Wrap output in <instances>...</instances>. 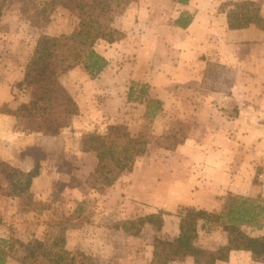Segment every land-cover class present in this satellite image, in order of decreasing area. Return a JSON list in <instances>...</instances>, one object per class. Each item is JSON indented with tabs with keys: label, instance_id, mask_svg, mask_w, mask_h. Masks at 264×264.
Returning a JSON list of instances; mask_svg holds the SVG:
<instances>
[{
	"label": "rangeland",
	"instance_id": "1",
	"mask_svg": "<svg viewBox=\"0 0 264 264\" xmlns=\"http://www.w3.org/2000/svg\"><path fill=\"white\" fill-rule=\"evenodd\" d=\"M45 1L38 0L35 4L42 6ZM138 1L140 0H132V3ZM210 1L202 3V7L207 4L211 12H220L221 4L229 0ZM252 1L261 5L264 16V0ZM64 2L66 5L57 7L48 22L38 28L34 24L36 20L32 3L8 0L0 20V82L9 78L13 98L4 104L10 108H17L27 100L23 91L13 87L39 35L70 34L77 28L76 11L67 1ZM200 3L201 1L197 2V8ZM159 8L162 12L167 9L172 13L176 12L173 4L166 0L162 1ZM122 13L115 20L118 16H123ZM163 16L164 14L160 17ZM164 20L165 24L170 25L173 21L166 20V17ZM129 24L134 25V19ZM161 34L165 40L158 46V56L162 60L166 57V47L170 48L172 45L169 44L170 34L166 31ZM236 34H239L236 36L239 40L237 49H233L231 54L230 49L222 46L221 54L225 63L221 66L215 63L209 67L208 74L213 76V81L210 85L209 82L206 83L210 89L219 87L217 81L221 87L224 84L233 85L236 71L233 70L235 66L229 64V58L233 55L237 58L240 69H246L240 70L246 74L242 77V83H246L245 79L249 78L246 71L253 75V80L247 82L248 91L245 95L242 91H236L232 100L225 99L219 103L213 101L212 104L204 105L203 98L187 96L185 91L174 98L170 97L167 104L150 98L146 87L145 95L141 94L143 89L140 87L132 94L129 90L125 91L124 104L121 105L124 110L116 114L113 120L116 124L128 125L133 136L140 132L162 139L171 138L174 133L180 136V122L188 124L190 129L185 144L174 151L150 146L148 152L136 160L133 172L123 174L112 187H105L95 173L98 159L94 153H90L84 161V165H88L92 158L93 164H96L94 170L80 173L81 166L78 167L73 161L64 160L65 164L61 163V158L67 154L56 143L49 142L41 134L14 131L12 134L8 121L0 122V146L6 160L0 158L10 164L11 169L19 175V180H25L23 174L33 168L35 160L40 163L42 175L31 185L33 205L28 210L20 209L17 198L0 197V243L1 240L10 239L25 244L34 240L43 241L48 224L64 220L67 223L66 248L73 254L75 264H150L155 238L171 240L178 236L180 208L195 207L219 214L226 213L230 205H241L242 200H246L245 205L250 208H256L260 216L252 224L242 225L241 228L252 237L263 236L264 30L251 27L247 32ZM97 49L104 50L102 46ZM124 58H112L117 64V72L120 71L119 64L123 63ZM80 69L85 72L83 68ZM7 73L10 76H6ZM64 76L61 78L65 81ZM9 89L5 91L0 88V95L9 93ZM248 93L250 95L246 97ZM155 102L161 103L158 105ZM4 104H0V107ZM157 107L160 110L154 113ZM100 120H93L86 127L83 125L85 129H78L76 126V135L79 136L83 131V134L105 133L107 125L113 124V121ZM13 121L15 124V118ZM73 138L72 149L76 144ZM242 174L249 178L248 185L244 187L256 190V193L252 191L255 194H251V197L232 191L234 186H243L237 184L238 176ZM159 212L165 214L164 226L159 231L149 224L144 225L138 235H135L138 224L130 227L128 232L123 228H115L118 223L136 222L144 216ZM227 236V226L213 225L203 229L200 224L196 245L207 252H216L226 244ZM18 260L13 256L8 259L7 264H21ZM34 264L47 263L39 258ZM172 264L202 262L187 257ZM225 264L262 262L250 252H238L234 253L232 262Z\"/></svg>",
	"mask_w": 264,
	"mask_h": 264
},
{
	"label": "trees",
	"instance_id": "2",
	"mask_svg": "<svg viewBox=\"0 0 264 264\" xmlns=\"http://www.w3.org/2000/svg\"><path fill=\"white\" fill-rule=\"evenodd\" d=\"M38 0H24L33 4L35 26L45 25L52 12L59 6H65L64 0H46L42 6ZM74 7L78 18L77 28L70 34L52 36L39 35L35 49L26 62L24 76L14 85V89L23 91L27 100L16 109L4 104L0 114L15 118L14 132L36 133L45 137L60 135L73 124L80 114V108L72 94L61 81L76 68L83 70L90 78H97L108 66L104 56L96 51V44L103 40L109 44L122 41L126 35L114 26L117 15L122 13L132 0H65ZM190 0H174L187 5ZM8 0H0V20L4 15ZM220 13L225 14L230 31H240L252 26L264 30V16L261 5L252 0H229L221 4ZM192 23V15L181 16L175 26L186 29ZM145 95V87L141 88ZM134 90L131 91V93ZM160 105L161 102H155ZM157 107L154 110L158 112ZM150 113V112H149ZM180 136L174 133L171 138H154L147 132L133 136L126 125L109 124L105 133L88 132L81 138L82 152L94 153L98 159L95 173L105 187H112L125 173H132L136 160L148 152L150 146L176 150L185 144L190 126L178 123ZM40 174V163L35 160L33 168L24 173L25 180L11 169L8 162L0 158V197L19 199V207L28 210L33 205L31 185ZM261 174V173H260ZM259 176V171L257 172ZM257 177L255 182L257 183ZM230 205L228 211L212 213L195 207H182L178 210L179 234L168 240L156 237L150 264H172L187 257L199 259L202 264L228 263L234 251L250 252L264 264V235L252 237L242 225L252 224L259 217L256 208L245 205ZM264 212V209H262ZM164 212L150 214L136 222H122L115 225L117 230L126 232L138 224L135 235L146 225H152L159 231L163 228ZM225 219L228 221L225 222ZM202 228L213 225L227 226V242L216 252H207L196 245ZM45 239L25 244L19 240H1L0 264L16 256L21 264H34L39 258L47 264H75L73 254L66 248L67 223L64 220L48 224Z\"/></svg>",
	"mask_w": 264,
	"mask_h": 264
},
{
	"label": "crops",
	"instance_id": "3",
	"mask_svg": "<svg viewBox=\"0 0 264 264\" xmlns=\"http://www.w3.org/2000/svg\"><path fill=\"white\" fill-rule=\"evenodd\" d=\"M162 1L140 0L134 2L122 13L124 14L123 16H118L114 21V26L121 30L126 37L114 44H109L102 40L96 44V51L108 61V66L97 78H90L80 68H76L65 75V81L62 79L63 77L61 78V81L72 94L80 108V114L74 118L71 127L65 129L58 136L44 137L49 142L56 143L62 151L65 150V154L67 155H63V158H61L62 164H65V161H73L78 167L81 166L80 173H88L94 170L96 164H93L92 158L90 164L84 165L85 157L90 153L82 152L81 137L84 131L77 136L78 130H76V126H78V129H85L93 120L95 122L98 119H101L100 121L112 120L113 124H116L113 119L116 117V114L124 110L121 108V105L124 104V93L126 90H129V93L132 94V90L137 91L138 87H146L149 89L150 98L158 99L162 103L167 102V104L170 102V97L174 98L186 91L184 94L187 96L195 95L203 98L204 105L208 103L212 104L213 101L219 103L225 99L232 100L235 97L236 91H242L244 95L248 91L247 82L253 80V75L246 71L249 78L245 79L246 83H242L244 80L242 77H245L246 74L243 73L244 71L240 72V70L246 69H240L237 58L233 57V55L229 58V64L235 66L233 70L236 71L233 85L224 84L221 87L220 82L217 81L219 87L210 89V86L206 82H209L210 85L213 81L212 75L208 74L209 67L215 65V63L218 66L225 63V59L221 54L222 46L225 45V48L230 49L232 54L233 49H237L236 44L239 41L236 37L239 34L236 33L247 32L251 27L240 31H230L225 14L218 11L211 12L212 10H208L210 6H207V4H204V7H202V3H208L210 0H190L187 5L175 3L174 0H166L175 7L176 12L174 13L170 9H167L166 12L160 11L159 6ZM198 1H201V3L197 8ZM162 14L164 16L160 17ZM187 14L192 15V23L188 28L183 29L174 25L177 19ZM164 17H166V20L173 19L171 25L164 23ZM131 19H134V25L129 24ZM162 31L170 34L169 44L172 46L170 48L166 47V57L161 60L158 56V46L161 41L164 42L165 40L161 34ZM37 40L29 57L35 49ZM99 46H102L104 50L99 51L97 49ZM113 57L115 59L125 57L122 59L123 63L119 64L121 68L118 72L115 70L117 64L112 59ZM24 69L25 66L23 64L17 82L23 79ZM7 75L10 76V73H7ZM4 79V82H0L1 90L5 89L7 91V88L10 89L9 93L6 92L0 95V104L8 103L13 98L12 87L8 82L9 78L6 77ZM215 85L217 84L215 83ZM249 95L248 93L246 97ZM246 99L249 100L248 98ZM262 100L264 101V93ZM164 106L162 105L163 108H165ZM13 119L9 115L0 114V122L8 121L12 134H14ZM72 137H74L73 139L76 143L73 149ZM56 156L59 155L56 154ZM0 157L6 160L1 146ZM29 171L30 169L27 170V172ZM40 174L38 177L42 176ZM35 179L33 180L34 183ZM247 180L249 178L244 174L239 175L237 184L243 186L238 188L234 186L232 187V191L239 195L253 196L251 194H255L256 190L244 187L247 184ZM238 252L243 251L231 253V262L233 261L234 253Z\"/></svg>",
	"mask_w": 264,
	"mask_h": 264
}]
</instances>
